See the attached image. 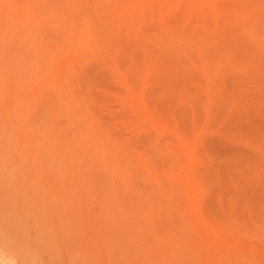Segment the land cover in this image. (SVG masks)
Listing matches in <instances>:
<instances>
[{
    "label": "rangeland",
    "instance_id": "374dc122",
    "mask_svg": "<svg viewBox=\"0 0 264 264\" xmlns=\"http://www.w3.org/2000/svg\"><path fill=\"white\" fill-rule=\"evenodd\" d=\"M0 264H264V0H0Z\"/></svg>",
    "mask_w": 264,
    "mask_h": 264
}]
</instances>
